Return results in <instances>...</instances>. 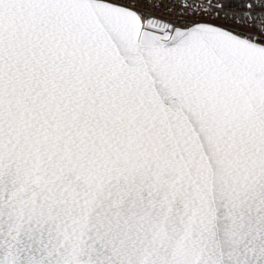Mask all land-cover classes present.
Returning a JSON list of instances; mask_svg holds the SVG:
<instances>
[{"label": "snow or ice", "instance_id": "obj_1", "mask_svg": "<svg viewBox=\"0 0 264 264\" xmlns=\"http://www.w3.org/2000/svg\"><path fill=\"white\" fill-rule=\"evenodd\" d=\"M0 264H264V0H0Z\"/></svg>", "mask_w": 264, "mask_h": 264}]
</instances>
